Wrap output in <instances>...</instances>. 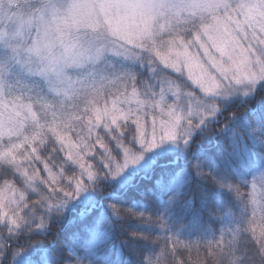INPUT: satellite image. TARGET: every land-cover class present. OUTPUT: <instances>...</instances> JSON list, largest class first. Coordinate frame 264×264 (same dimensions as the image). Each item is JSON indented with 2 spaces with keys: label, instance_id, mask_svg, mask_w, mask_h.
<instances>
[{
  "label": "snow or ice",
  "instance_id": "1",
  "mask_svg": "<svg viewBox=\"0 0 264 264\" xmlns=\"http://www.w3.org/2000/svg\"><path fill=\"white\" fill-rule=\"evenodd\" d=\"M0 264H264V0H0Z\"/></svg>",
  "mask_w": 264,
  "mask_h": 264
},
{
  "label": "trees",
  "instance_id": "2",
  "mask_svg": "<svg viewBox=\"0 0 264 264\" xmlns=\"http://www.w3.org/2000/svg\"><path fill=\"white\" fill-rule=\"evenodd\" d=\"M228 226L226 225V224H223V225H217L216 226V228L217 229H224V228H227ZM168 234L167 233H165L164 231H161V232H159L158 233V236L160 237V246L161 247H163V245L165 244V237L167 236ZM219 235H220V232L219 231H216L215 232V236L218 238L219 237ZM181 239H185V237L184 236H182L181 235V237H180ZM213 238V235L210 233V234H208L206 237H205V239H207V240H211ZM169 243V246L171 245V242L169 241L168 242ZM184 259H187V254H185V256L183 257ZM195 253H193V259L195 260Z\"/></svg>",
  "mask_w": 264,
  "mask_h": 264
}]
</instances>
